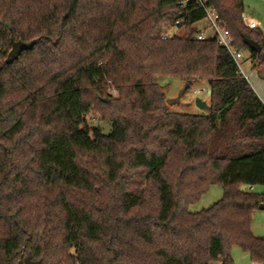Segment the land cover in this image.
Wrapping results in <instances>:
<instances>
[{"label": "trees", "instance_id": "obj_1", "mask_svg": "<svg viewBox=\"0 0 264 264\" xmlns=\"http://www.w3.org/2000/svg\"><path fill=\"white\" fill-rule=\"evenodd\" d=\"M182 1L0 0V264H233V246L264 264V193L242 188L264 185V101L196 38L197 0L184 34L161 38ZM207 2L264 80L245 1ZM12 41L35 42L8 64ZM162 76L205 80L209 111L170 110ZM212 184L223 197L192 212Z\"/></svg>", "mask_w": 264, "mask_h": 264}, {"label": "rangeland", "instance_id": "obj_2", "mask_svg": "<svg viewBox=\"0 0 264 264\" xmlns=\"http://www.w3.org/2000/svg\"><path fill=\"white\" fill-rule=\"evenodd\" d=\"M245 1V12H244V20L247 25L257 28L264 34V0H244ZM206 21H199L196 26L198 29L205 26ZM179 35L184 34V29L179 28ZM245 75L248 77V80L254 90L259 94H263L261 91V87L259 83L261 82L264 85V80L258 75L257 69L254 68L250 55L248 53L244 54V57L240 60ZM159 83L162 85L163 90L167 94L168 99L178 98L180 93L182 92V97L179 98L178 102L168 104V107L172 111L179 112H205L207 113L208 109H200L197 107L195 103V99L200 97L206 100L208 103L210 101L209 98V85L207 82L198 81L194 84L192 90L190 92H183L186 87V83L179 77L175 76H162L159 78ZM200 88H207V92H197ZM113 88H109V93L113 91V97L118 96L117 90H112ZM264 96V95H263ZM88 121L92 126L100 127L104 132H110L112 129L111 123L101 120L99 117L90 114L88 115ZM243 189L252 190L257 193H264V185H255L250 187L248 185H243ZM224 195V188L219 184H212L210 186L209 191L201 198V200L190 207L192 212H198L200 210L211 207L214 203L220 200ZM253 219V223H254ZM257 232V231H256ZM232 256L234 263L233 264H251V259L249 260V256L246 252H244L241 247L233 246L232 248ZM220 264V261H218Z\"/></svg>", "mask_w": 264, "mask_h": 264}, {"label": "built area", "instance_id": "obj_3", "mask_svg": "<svg viewBox=\"0 0 264 264\" xmlns=\"http://www.w3.org/2000/svg\"><path fill=\"white\" fill-rule=\"evenodd\" d=\"M197 1L205 11V18L203 20L206 21V24L205 26L199 29V31L196 34V38L199 40H205L210 37L215 38L217 43L221 47L225 48L231 54V56L233 57L234 61L237 64L238 71L248 79V77L245 75L242 64L240 62V60L244 57L245 52L240 50L236 46L233 35L231 34L230 30L227 28L226 23L222 20L220 14L215 10V8L210 6L207 0H197ZM181 5L184 8V11L176 19L175 23L166 26L162 30V34H161L162 39H171L176 35H179L178 29L183 28V25L186 21V17L189 13V10L187 9L188 0L182 1ZM112 90H116V89L113 88ZM207 91H208L207 88H200L197 90V92H207ZM111 94L113 95V91H111Z\"/></svg>", "mask_w": 264, "mask_h": 264}, {"label": "water", "instance_id": "obj_4", "mask_svg": "<svg viewBox=\"0 0 264 264\" xmlns=\"http://www.w3.org/2000/svg\"><path fill=\"white\" fill-rule=\"evenodd\" d=\"M243 41L251 49L256 50L258 52L262 51V45L259 42L255 41V40H253V39H251L245 35L243 36ZM34 42L35 41L30 42V43H27L24 41H12V49L8 54L6 62L8 64H12L20 56V54L23 52V50L31 48L33 46ZM183 92H185V90ZM208 93L210 95L211 90H209ZM180 97H182V92L180 93L178 98L168 99L167 103L170 104V103L178 102ZM109 100L110 99H108V98L105 99V101H109ZM195 103H196L197 107L202 109V110L209 109L208 102L206 100L200 98V97H197L195 99ZM260 208L264 209V204H261ZM20 264H41V263L39 261L34 260L31 256H28V257L24 258L23 260H21Z\"/></svg>", "mask_w": 264, "mask_h": 264}, {"label": "crops", "instance_id": "obj_5", "mask_svg": "<svg viewBox=\"0 0 264 264\" xmlns=\"http://www.w3.org/2000/svg\"><path fill=\"white\" fill-rule=\"evenodd\" d=\"M202 82H206L205 80H202ZM259 86L261 87V91L263 94L258 95L261 97V99L264 101V85L260 82ZM254 223L252 225V230L256 236L264 237V209L259 208L255 214H254ZM257 231V232H256ZM249 256V254H248ZM250 260V256H249ZM251 261V260H250ZM251 264H255L251 261Z\"/></svg>", "mask_w": 264, "mask_h": 264}]
</instances>
